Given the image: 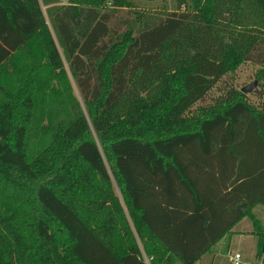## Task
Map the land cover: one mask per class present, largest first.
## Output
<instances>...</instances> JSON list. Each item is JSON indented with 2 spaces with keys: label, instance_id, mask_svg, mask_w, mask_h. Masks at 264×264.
Instances as JSON below:
<instances>
[{
  "label": "trees",
  "instance_id": "1",
  "mask_svg": "<svg viewBox=\"0 0 264 264\" xmlns=\"http://www.w3.org/2000/svg\"><path fill=\"white\" fill-rule=\"evenodd\" d=\"M152 1L0 0V264H198L244 217L264 264V103L191 112L264 91V0Z\"/></svg>",
  "mask_w": 264,
  "mask_h": 264
},
{
  "label": "rangeland",
  "instance_id": "2",
  "mask_svg": "<svg viewBox=\"0 0 264 264\" xmlns=\"http://www.w3.org/2000/svg\"><path fill=\"white\" fill-rule=\"evenodd\" d=\"M67 0H63L66 2ZM147 4L150 9H154V11L158 10H167L172 9L176 6V0H154L152 2H142ZM259 70V65L243 62L241 63L233 72H229L224 75L213 87L212 89L205 95V97L196 102L191 107V112H196L199 107H206L215 103L216 100L223 97L226 92L230 89H238L240 90L246 84H249L253 81H257V86L249 93H247V100L249 103L253 104L254 107H261L264 103V91L262 90V86L258 85V80L255 79L256 72ZM72 82V86L74 89V93L77 97H79L78 92ZM254 213L261 220L262 226L264 227V207L256 206L253 209ZM236 228L240 230H248L247 237L241 238L234 234V236L230 239L231 247L229 255H233L235 251H239L238 253L241 255V264H258L260 261H257L254 255V251L256 250V237L250 232L252 229V223L249 219H243L238 224H236ZM225 252L219 253V259L221 260V264H229V255Z\"/></svg>",
  "mask_w": 264,
  "mask_h": 264
},
{
  "label": "crops",
  "instance_id": "3",
  "mask_svg": "<svg viewBox=\"0 0 264 264\" xmlns=\"http://www.w3.org/2000/svg\"><path fill=\"white\" fill-rule=\"evenodd\" d=\"M45 3H43L42 0H40L41 6L43 11L45 12L46 8L52 7L54 5H65L68 3V0L66 2H63V0H58L57 2L53 3V2H49V0H44ZM243 219H248V218H242L240 221H242ZM240 221H238L236 224H238ZM234 225L230 232L231 234H227L225 235L222 239H220L214 246L213 251L205 253L200 260L198 261V264H221V260L219 259V253L220 252H225L226 254L230 253V247H231V241L230 239L235 235L240 236L241 238H245L247 237V232L249 233L248 230L244 231V230H240L237 229L236 226ZM252 234V229L250 231ZM254 235V234H253ZM239 251H235V253H238ZM256 250L254 251V255H255ZM229 255V254H228ZM229 264H231L230 262V255H229ZM258 264H261L258 262Z\"/></svg>",
  "mask_w": 264,
  "mask_h": 264
},
{
  "label": "water",
  "instance_id": "4",
  "mask_svg": "<svg viewBox=\"0 0 264 264\" xmlns=\"http://www.w3.org/2000/svg\"><path fill=\"white\" fill-rule=\"evenodd\" d=\"M256 86H257V81H253V82L246 84L243 87H241L240 91L244 94H247V93L251 92Z\"/></svg>",
  "mask_w": 264,
  "mask_h": 264
},
{
  "label": "built area",
  "instance_id": "5",
  "mask_svg": "<svg viewBox=\"0 0 264 264\" xmlns=\"http://www.w3.org/2000/svg\"><path fill=\"white\" fill-rule=\"evenodd\" d=\"M230 262L231 264H241V255L239 253H234L233 255H230Z\"/></svg>",
  "mask_w": 264,
  "mask_h": 264
}]
</instances>
